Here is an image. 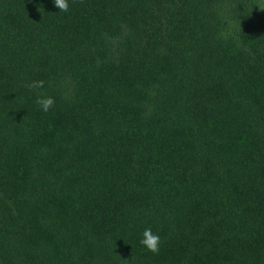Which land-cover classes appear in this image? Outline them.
Returning a JSON list of instances; mask_svg holds the SVG:
<instances>
[{"label": "trees", "instance_id": "16d2710c", "mask_svg": "<svg viewBox=\"0 0 264 264\" xmlns=\"http://www.w3.org/2000/svg\"><path fill=\"white\" fill-rule=\"evenodd\" d=\"M257 4L0 0V264H264Z\"/></svg>", "mask_w": 264, "mask_h": 264}, {"label": "clouds", "instance_id": "9594fccd", "mask_svg": "<svg viewBox=\"0 0 264 264\" xmlns=\"http://www.w3.org/2000/svg\"><path fill=\"white\" fill-rule=\"evenodd\" d=\"M55 7L60 11L67 13L69 11V0H53ZM260 9H264V5L257 4ZM44 86L43 80H36L31 82L27 87L36 90ZM36 104L43 112H48L55 104V99L51 96H38ZM148 251L158 253L161 243L160 236L153 233L151 228H146L142 233V238L139 241Z\"/></svg>", "mask_w": 264, "mask_h": 264}]
</instances>
